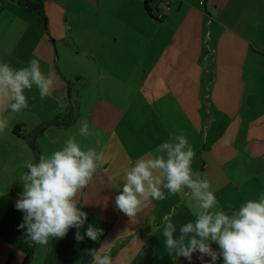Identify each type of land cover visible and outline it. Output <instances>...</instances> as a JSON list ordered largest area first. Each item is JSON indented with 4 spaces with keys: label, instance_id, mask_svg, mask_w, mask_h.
Masks as SVG:
<instances>
[{
    "label": "crops",
    "instance_id": "crops-1",
    "mask_svg": "<svg viewBox=\"0 0 264 264\" xmlns=\"http://www.w3.org/2000/svg\"><path fill=\"white\" fill-rule=\"evenodd\" d=\"M148 1L150 12L146 9L147 0H93L94 9L100 12L95 21L86 16L82 18V10L75 12L71 22L82 20L81 30L73 33L70 43L65 42L66 35L61 39L70 50L77 49L78 55L87 56L90 61L95 58L96 66L104 73L101 81L114 75L119 85H123L128 82V74L137 71L140 87L147 93L154 90L157 97L148 101L147 105L153 108L149 116L157 119L161 116V102L165 98L156 95L157 88L163 94L174 93L169 117L180 119V127L169 128V135L182 133L193 145L191 137L197 133L194 123L201 122L199 131L207 135L218 124L212 143L197 148L195 154H201H196V160L203 162L201 171H198L199 164L197 167L192 164L193 172H200L210 181L220 207L226 212L238 208L248 199H257L264 192V0ZM31 2L34 0H16L13 6L24 16L26 23L33 22L39 28L36 45L4 50L3 56L15 68L20 63L27 66L31 59L39 60L42 71L50 73L55 81L48 98L57 101L58 112L53 117H38L32 124L16 121V124H23V135L58 115H66L75 82L62 70L55 35L49 32L48 25H42L34 11L26 7ZM0 4L2 7L3 0ZM166 6H169L168 10ZM103 15L105 18L100 17ZM98 16L103 21H98ZM98 24H104L105 30H97ZM40 26L45 31H41ZM53 46H56V59ZM67 81L71 82L72 90H68ZM105 84L108 87V83ZM115 85L110 84L107 91L113 93ZM112 100L111 96L100 94L93 106V126L98 129L95 134L111 136L126 118L123 107ZM0 105L4 106L0 107V116H8L9 108L3 102ZM8 128L0 134L6 139H10L8 132L12 130L13 134L14 127ZM55 128L70 129L67 126ZM144 128L146 130L140 131L152 154L159 145L153 138L160 133L166 135L167 131L151 125ZM121 131L124 134L123 129ZM15 146L12 150L6 149V157L0 161V170L2 164L10 165L12 159L16 165L15 169L9 167L8 175L3 178L0 175V264H91L87 250L98 249L106 242L110 246L106 251H110L113 264H203L198 253L193 254L191 262L183 257L173 261L163 244L164 215H171L177 234L181 225L194 220L186 199L177 194L158 201L159 215L164 203L166 210L152 224L137 217L130 219L114 207L117 188L121 185L102 174V171L107 174L108 167L103 165L97 169L99 176H95L94 182L80 194L81 207L88 213L81 234L88 224H92L103 229L99 240L94 242L85 237L78 242L73 228L62 239H50L47 246L32 247V242L25 237V230L18 228L23 222V212L15 208V201L23 188L20 175L14 174L19 167L21 174L27 171L25 162H35L39 155L29 146L16 143ZM63 146L64 143L54 144L50 150L43 148L42 153L50 154ZM84 148L96 149L93 143ZM212 246L218 248L215 244ZM29 254L31 257L27 260Z\"/></svg>",
    "mask_w": 264,
    "mask_h": 264
},
{
    "label": "clouds",
    "instance_id": "clouds-1",
    "mask_svg": "<svg viewBox=\"0 0 264 264\" xmlns=\"http://www.w3.org/2000/svg\"><path fill=\"white\" fill-rule=\"evenodd\" d=\"M34 86L41 100L50 97L55 87L52 75L42 71L39 60L31 59L22 68L0 63V102L11 113L29 107L26 92ZM8 126L9 117L0 116V134ZM77 134L92 135L87 120L78 122ZM154 152V156L139 158L126 170L114 207L133 219L153 201L179 194L186 199L194 220L181 225L177 234L176 224L164 215L161 234L173 261L183 257L191 262L193 254L198 253L203 264H217L221 259L223 264H264V192L226 212L210 181L200 172H193L195 153L183 134L170 133V139L157 145ZM103 162V151L82 148L75 136L67 139L61 149L42 153L38 162H25L27 171L19 177L23 191L15 208L23 212L18 228L25 230V237L33 245L47 246L50 239H62L73 228L78 242L85 237L99 240L103 229L92 224L81 234L88 213L81 207L80 194L94 182ZM109 247L106 242L98 249L87 250L91 264H113L110 251H106Z\"/></svg>",
    "mask_w": 264,
    "mask_h": 264
},
{
    "label": "rangeland",
    "instance_id": "rangeland-1",
    "mask_svg": "<svg viewBox=\"0 0 264 264\" xmlns=\"http://www.w3.org/2000/svg\"><path fill=\"white\" fill-rule=\"evenodd\" d=\"M1 1L2 0H0V2ZM14 1L16 0H3V8L1 7L2 4H0V53L2 54V56L0 55V62L9 63L8 58L3 56L4 50L32 48L36 45L39 39V28H37L33 22L32 24L30 22L26 23L24 16L16 12V8L13 6ZM94 7L93 0H44V9L48 19V29L51 34L55 35V39H57L58 43L55 39L54 40L58 47L56 49L61 55L60 64L62 65V70L66 72V75L70 79L75 81L73 83L74 93L71 102L74 114L71 124L67 126L70 128L69 131L57 129L55 128L56 126H50L48 128L50 131L38 135L36 142L38 148H40L39 151L41 152H43L45 148L49 150L51 147L54 148V144H65V141L70 138V133L72 134V137H76L82 148L86 147L87 144L93 143V146L96 147L98 152L103 151L104 153V162L102 165L104 167L108 166L106 169L107 174L105 171H102V174L112 178L121 185L120 187H122L123 177L126 170L133 166L141 156L149 157L150 155L148 147L145 144V141H147L146 137L140 130H146L144 127H146V125H151L157 129L162 128L161 131H167L166 135H162L160 133L159 135L156 134L155 138H153L154 140L158 141L159 144H161L170 139L168 132L169 128L174 126L180 127V119L175 120L169 117V111L172 107L171 104L173 103L174 93H170L168 91V93L163 94L160 93V89L157 88L156 95H163L165 98L161 102V116L158 117L159 119L149 116L153 113V108L152 105H147L149 103L148 101L152 99L154 101V97L156 96L153 94L154 90L151 89V93H147L144 88L140 87L137 71H131L128 74V82L126 84L124 83L123 85H119V82H117V78L114 75L109 76L107 79L101 81V74L104 73H101L100 69L96 66L95 58L93 57V60L90 61L87 56L78 55L79 51L77 49L70 50L71 48L63 42L61 39L63 35L67 36V40L65 42L70 43V37L73 35V33L77 30H81V27L83 26L82 20L71 22L72 16L75 14V12L82 10V18L86 16L88 20L90 19L92 22H94L96 14H100V12H97ZM101 12L104 13V11ZM100 17L105 18L104 15ZM100 17L98 16L97 20L103 21L100 19ZM95 28L97 30H105L104 24H98L95 26ZM42 30L45 31V29H42L41 27V31ZM50 43L52 44V42ZM55 47L54 58L56 59L57 55ZM25 66L26 65L20 63L18 68ZM56 71L58 72L57 69ZM105 83H108V87ZM110 84H116L113 93L112 91H107V88L111 87ZM27 93V96L29 97V107L27 109L22 110L20 113H11L9 109L8 116L10 117V127H15L14 125L16 124V121L18 122L23 120L27 123L29 122L28 124H32L34 121H37L38 117L41 119L49 118L53 117L54 114L58 112L57 101L50 98L41 100L35 86L30 92ZM100 94L111 96V99H113L112 101L121 105L126 112V118L121 122V124H119L118 129L111 136H105L100 133L95 134V131L98 129L93 126V115L91 114L93 112V106L95 105ZM0 107L4 106L0 105ZM66 112L67 111H65L64 114H66ZM82 120L88 121L89 129L92 135L88 137H81L77 134L78 122ZM200 123L201 122H199L197 125L194 123V128L197 133L191 137V140L192 142L194 141V144L191 145V143L190 145L193 148L194 153L196 152L197 148L200 149L206 144L209 145V143H212V140L216 138L215 130L217 129L218 124L210 131V134L207 135L206 133L199 131ZM121 129H123L124 134L122 133ZM8 133L10 134V139H6L4 135H0V161L5 159L7 154L6 149L9 148L12 150L14 147H16L15 143L22 147L29 146L31 149H33L34 153H38L35 148L31 147V138H29L33 137L30 134L32 133L31 131H28L29 135H26V132V138L22 137L23 139L13 135L12 130H10ZM52 138H56L58 143L57 141H51ZM153 154L155 155V152H152L151 155L153 156ZM196 154L200 156L201 152ZM196 154L193 157L192 164L195 167H197L199 164L200 167H198V171H201L203 160L199 159L200 162L197 161ZM33 157H35L34 154ZM38 160L39 159L35 158V162H38ZM194 160L198 162L196 165L194 164ZM13 162L14 159L10 161V165L2 164L3 168L0 170V175L2 178L11 172L10 169L16 168V165ZM14 175H21L20 167L17 173ZM95 176L97 177L99 175L96 174ZM161 179H163L162 176ZM161 201L162 200H160L159 203ZM159 203L158 201H153L152 205L145 209L142 213L138 214L137 218L152 224V222L160 218L164 210H166L164 203L159 215ZM170 216L171 215H169V217ZM217 264H223V260L221 259L217 262Z\"/></svg>",
    "mask_w": 264,
    "mask_h": 264
},
{
    "label": "trees",
    "instance_id": "trees-1",
    "mask_svg": "<svg viewBox=\"0 0 264 264\" xmlns=\"http://www.w3.org/2000/svg\"><path fill=\"white\" fill-rule=\"evenodd\" d=\"M43 4H44V0H34V2H31L30 4H27L26 7L28 9L34 11L39 16V19H40V22L42 23V25L47 27L48 19H47V15L45 13V9H44V5ZM145 4H146V9L150 12L151 9L148 6L149 1L147 0V2ZM67 84L69 85V89L68 90H72L70 88L71 82L67 81ZM66 111H67L66 115H64V116L58 115V116L54 117L53 119L48 120V121L40 124L36 129H34L32 131V133H30L33 136V137H29V138H31L30 139L31 147L35 148V150L38 152L39 156L41 155L42 152L39 151V148H38L37 142H36L38 135H41V134L45 133L46 130L50 126H69L71 124V122H72L73 114H74L71 103H69ZM27 135H29V134H27ZM38 159H39V157H38ZM32 247H34L33 244H32ZM31 252H32V250H31ZM30 254L27 257V260L30 259V257H31Z\"/></svg>",
    "mask_w": 264,
    "mask_h": 264
},
{
    "label": "water",
    "instance_id": "water-1",
    "mask_svg": "<svg viewBox=\"0 0 264 264\" xmlns=\"http://www.w3.org/2000/svg\"><path fill=\"white\" fill-rule=\"evenodd\" d=\"M22 127H23L22 123L15 125V127L13 129V134L17 135L18 137L26 138V135L22 134Z\"/></svg>",
    "mask_w": 264,
    "mask_h": 264
},
{
    "label": "built area",
    "instance_id": "built-area-1",
    "mask_svg": "<svg viewBox=\"0 0 264 264\" xmlns=\"http://www.w3.org/2000/svg\"><path fill=\"white\" fill-rule=\"evenodd\" d=\"M203 2H204V1H201V3H202V4H203ZM165 9H166V10H168V9H169V6H166V8H165Z\"/></svg>",
    "mask_w": 264,
    "mask_h": 264
},
{
    "label": "flooded vegetation",
    "instance_id": "flooded-vegetation-1",
    "mask_svg": "<svg viewBox=\"0 0 264 264\" xmlns=\"http://www.w3.org/2000/svg\"><path fill=\"white\" fill-rule=\"evenodd\" d=\"M22 130H23V132L25 131V129H23V128H22ZM26 135H27V134H26Z\"/></svg>",
    "mask_w": 264,
    "mask_h": 264
}]
</instances>
